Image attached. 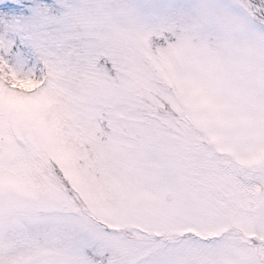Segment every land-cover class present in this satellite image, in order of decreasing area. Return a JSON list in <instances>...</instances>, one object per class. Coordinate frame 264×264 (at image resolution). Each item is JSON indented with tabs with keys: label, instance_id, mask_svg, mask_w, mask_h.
I'll list each match as a JSON object with an SVG mask.
<instances>
[{
	"label": "snow or ice",
	"instance_id": "obj_1",
	"mask_svg": "<svg viewBox=\"0 0 264 264\" xmlns=\"http://www.w3.org/2000/svg\"><path fill=\"white\" fill-rule=\"evenodd\" d=\"M0 264H264V0H0Z\"/></svg>",
	"mask_w": 264,
	"mask_h": 264
}]
</instances>
